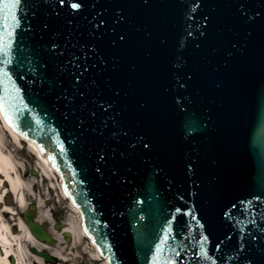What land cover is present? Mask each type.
Instances as JSON below:
<instances>
[{"label":"water","instance_id":"obj_1","mask_svg":"<svg viewBox=\"0 0 264 264\" xmlns=\"http://www.w3.org/2000/svg\"><path fill=\"white\" fill-rule=\"evenodd\" d=\"M11 4L1 104L110 264H264V0Z\"/></svg>","mask_w":264,"mask_h":264},{"label":"bare ground","instance_id":"obj_2","mask_svg":"<svg viewBox=\"0 0 264 264\" xmlns=\"http://www.w3.org/2000/svg\"><path fill=\"white\" fill-rule=\"evenodd\" d=\"M0 119L3 120L5 126V130L0 128V188L3 185L5 186V184H7L9 190L15 193L19 205L21 207H25L26 201L24 199L23 189L25 186H27L28 191L30 190L31 192L32 182L28 181L27 183H25L24 179L18 174L19 163L15 159L13 152L7 148L6 142L7 139H9V136H7L5 132H7L10 135V138L17 143H21L22 139L20 134L17 133L8 122H6L5 117L3 116L1 111ZM29 145L31 147V150H33L38 155V165L40 167L39 170H41L42 175L44 174V179L45 177L49 179H54L55 177L57 178L55 173H57V171L59 170L52 164L49 156L43 153V151L39 148L35 141L29 139ZM58 183L63 186V180H61V182L58 181ZM63 193L64 195H66V197H68V199H71V209L74 211H79V207L76 205L74 199L72 200L71 196H68L66 191H63ZM2 201L3 194L0 193V203ZM39 206H41L40 201ZM9 212H12V210L8 205H5L4 210L0 209V264H32L30 261H28V257L24 255L25 251H28L26 249L25 243L27 242L28 245H35L40 249H42L43 247L47 248L48 246L36 240L31 231L21 219L18 222V227L20 230L16 234L13 231L9 221L4 217V214H7ZM39 218L42 219V217L40 216ZM64 231H69L73 236V240L81 238L82 236L88 237V233L86 232L87 230L81 224H78L73 215H71L69 217V220L66 222V228H64ZM53 233L57 238H60V235H56L55 232ZM96 241L97 240H95V242ZM53 253L58 257L63 258L65 261L68 260V257L63 256V253L61 251L56 250L53 251ZM28 254L31 255L29 251ZM99 254V252H96L95 256L98 259H101ZM10 257H14L17 262L12 263L10 261ZM32 259H34V261H38L41 264L43 263L42 259L38 256L37 258ZM103 261V264H109L108 259H104Z\"/></svg>","mask_w":264,"mask_h":264},{"label":"rangeland","instance_id":"obj_3","mask_svg":"<svg viewBox=\"0 0 264 264\" xmlns=\"http://www.w3.org/2000/svg\"><path fill=\"white\" fill-rule=\"evenodd\" d=\"M0 128L5 130L3 120L1 119H0ZM5 133L7 134V136H9V139H7L6 142V144L8 145V149L10 148V150L14 154V151L11 149V146L14 144L12 143L13 140L10 138V135L7 132ZM14 145L15 148L16 144ZM29 159H30L31 167L40 169L38 165V159L34 157L32 150H30L29 152ZM61 176L62 178H64L63 174ZM29 181L32 182V187H31L32 194L30 190L28 191L30 194L29 200L36 203L39 201L41 202V206H39L38 214L42 217V220L47 221V223L51 227L50 229L54 231L56 235H60V238H57V243L55 245H48V247L45 249L51 253H53V251L56 250L61 251L63 253V256L68 257L67 261L59 257V263L57 264H103L104 259L101 257V255L99 254L101 259H98L95 256L96 252L98 251H97V246L94 243L95 238L92 232L88 231L89 237L82 236L81 238L73 240V236H72V240L68 241L64 236L63 231H58L57 229H55V224L57 223H61L62 226H66V222L69 220V217L71 215L75 217L79 225L81 224L85 228L80 205H77L79 207V211H74L71 209V201L65 198L66 196L63 193L64 190L63 186H61V188L57 187V181L55 180V178L49 179L45 177V179L42 180L41 177H39V179L35 177H30ZM33 183L36 185L35 187L38 188L34 189ZM39 188L40 190H37ZM53 213H57L58 220ZM25 244H26V249L29 251L28 248L30 245H28L27 242ZM28 251H25L24 255L28 257L27 258L28 261L34 264V262H32L33 261L32 258H34L35 255L34 256L29 255ZM47 264H53V263H47Z\"/></svg>","mask_w":264,"mask_h":264},{"label":"flooded vegetation","instance_id":"obj_4","mask_svg":"<svg viewBox=\"0 0 264 264\" xmlns=\"http://www.w3.org/2000/svg\"><path fill=\"white\" fill-rule=\"evenodd\" d=\"M22 141L21 143H17L16 141H12V143L16 144V150L14 148V144L11 146V149L14 151V157L17 159V162L19 163V167H18V174L24 179L25 183H27L29 181L30 177H35L37 179H39V177L42 178V180H44V177L41 173V171L39 170V168H33L30 166V159H29V152H30V147H29V143L27 141L26 138L21 137ZM8 148V145H7ZM10 150V148H9ZM34 157H36V159H38L37 155L33 152ZM36 185L33 183V188H38L35 187ZM37 190H40L37 189ZM23 195H24V199L26 201V205L25 207H21L17 201L16 195L13 191H10L8 188V185L5 184V186L3 185L0 188V193L3 194V201L0 203V209L4 210L5 205H8L12 212L9 213H5L4 217L9 221L13 231L17 234L19 232V227H18V222L21 219L22 221L26 220V215L27 213H31L33 214L34 218L40 222L43 223L44 220L39 218V202H32L29 200V192H28V188L27 186L24 187L23 189ZM36 204L37 207L35 209H32L30 206ZM54 216L57 217L58 220V215L57 213H53ZM41 217V216H40ZM57 226H60V223L55 224V228ZM49 227V226H48ZM42 244H44L43 242H41ZM34 258H37L36 256ZM34 262V264H41L38 261H34V259H32ZM43 263L42 264H46L45 261L42 259ZM33 264V263H32Z\"/></svg>","mask_w":264,"mask_h":264},{"label":"snow or ice","instance_id":"obj_5","mask_svg":"<svg viewBox=\"0 0 264 264\" xmlns=\"http://www.w3.org/2000/svg\"><path fill=\"white\" fill-rule=\"evenodd\" d=\"M20 0H12L11 6L14 7L15 5L19 4ZM9 5L5 4V7H8ZM74 7H80L79 4L74 5ZM5 30L7 29V25L4 26ZM14 35V32H8L7 33V39L3 34H0V54L4 55L5 57H8L12 51V37ZM2 63L5 64H11L12 60L10 58H6ZM3 75H8L9 73L7 71H4L2 73ZM0 99H3L0 97ZM179 211V209H177Z\"/></svg>","mask_w":264,"mask_h":264}]
</instances>
